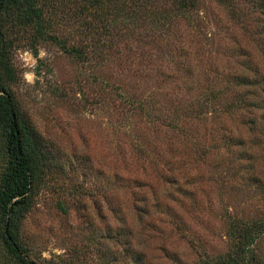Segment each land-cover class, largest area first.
I'll return each mask as SVG.
<instances>
[{
	"label": "rangeland",
	"instance_id": "rangeland-1",
	"mask_svg": "<svg viewBox=\"0 0 264 264\" xmlns=\"http://www.w3.org/2000/svg\"><path fill=\"white\" fill-rule=\"evenodd\" d=\"M198 1L159 40L123 26L105 58L53 40L36 54L28 33L16 43L12 90L59 159L22 220L40 264H197L227 250L226 215L264 216V0ZM41 2L69 44L94 40L85 0ZM243 74L250 104L182 110L219 89L229 106Z\"/></svg>",
	"mask_w": 264,
	"mask_h": 264
},
{
	"label": "trees",
	"instance_id": "trees-1",
	"mask_svg": "<svg viewBox=\"0 0 264 264\" xmlns=\"http://www.w3.org/2000/svg\"><path fill=\"white\" fill-rule=\"evenodd\" d=\"M41 1L0 0V264H40L31 258L29 248L23 242L22 220L31 208L34 196L51 177L52 166L59 161L58 157L51 158L47 139L21 109L12 90L16 76L11 62L16 43L28 33L29 47L36 54V41L53 40L67 54L82 60L88 58L89 51L94 55L100 51L97 57L105 58L107 48L112 49L115 45V37L123 26L129 34L137 28L147 27L153 32V39L159 40L158 34L163 32L165 25L173 24L175 17L192 20L199 5L198 0H85L80 12L90 13L88 34L94 40L84 45L69 44L66 38L59 36L55 30L59 9L50 10ZM252 79L245 74L234 77L232 84L239 88L240 98L232 100L229 106L222 103L224 92L219 89L214 91L210 102L202 101L197 108L188 110L185 106L182 110L199 118L208 113L206 109L210 104L215 106L211 112L217 115L250 104L244 93L251 90L250 85L256 86ZM250 125L252 129L256 128L254 118ZM172 127L178 129V125ZM226 217L227 250L218 255H202L197 264H262L260 243L264 238V216ZM137 260L136 264H143L141 254Z\"/></svg>",
	"mask_w": 264,
	"mask_h": 264
},
{
	"label": "clouds",
	"instance_id": "clouds-1",
	"mask_svg": "<svg viewBox=\"0 0 264 264\" xmlns=\"http://www.w3.org/2000/svg\"><path fill=\"white\" fill-rule=\"evenodd\" d=\"M25 78L29 83H33L34 82V75L30 74V73H26L25 74Z\"/></svg>",
	"mask_w": 264,
	"mask_h": 264
}]
</instances>
